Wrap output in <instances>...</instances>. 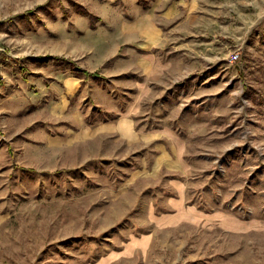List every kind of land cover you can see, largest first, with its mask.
Returning <instances> with one entry per match:
<instances>
[{
    "label": "rangeland",
    "instance_id": "1",
    "mask_svg": "<svg viewBox=\"0 0 264 264\" xmlns=\"http://www.w3.org/2000/svg\"><path fill=\"white\" fill-rule=\"evenodd\" d=\"M148 3L0 0V264H264V0H183L170 20L157 16L164 41L151 49L152 89L134 120L177 136L183 174L147 170L154 141H77L71 113L51 111L73 73L65 57L93 55L100 38L112 45ZM85 86L73 103L92 125ZM174 176L187 203L228 212L236 230L154 226L148 205L168 209ZM149 233L148 247L120 251Z\"/></svg>",
    "mask_w": 264,
    "mask_h": 264
},
{
    "label": "crops",
    "instance_id": "2",
    "mask_svg": "<svg viewBox=\"0 0 264 264\" xmlns=\"http://www.w3.org/2000/svg\"><path fill=\"white\" fill-rule=\"evenodd\" d=\"M182 1L150 0L144 9L133 15L134 17L122 22L112 45L100 38L104 43L103 48L99 49L101 45L98 47L96 44L93 55L89 56L78 50L75 59L72 56L65 57V60L72 64L73 73L65 72L62 75L63 91L57 98L52 96L53 99H49L48 104L52 113L56 115L71 113L75 119L77 141L85 140L86 136L94 140L112 134L126 139L129 143L140 141L148 144L154 141L158 153L147 170L155 173L164 167L173 172H184L183 146L177 136L169 134L165 129L157 131L136 129L134 120V113L142 109V102L148 98L152 89L149 80L156 57L151 49L164 41V29L157 16L160 15L166 21L170 20V17L179 11ZM122 46L125 51L119 53ZM85 61L93 66L89 68ZM79 68L87 70L91 75L78 74ZM43 69L45 72L48 71L47 67ZM82 80L86 85L84 91L87 89L88 93L91 91L90 95L94 99L92 125H88L87 120L83 119L84 106L73 103V98L79 101L80 95L77 94L82 91ZM85 80L88 83L85 84ZM118 95L120 98H117ZM85 131L88 133L85 134ZM72 132L73 126H70V130L66 133L64 131L65 135L60 137L61 141H65L67 135L71 136ZM166 141L173 142L174 147L168 148ZM177 144L180 147H177ZM169 183L174 193L167 198L168 209L160 208L156 211L153 203L148 205V217L154 226H173L182 222L217 223L232 230L239 226L238 220L226 211L217 208L207 211L187 203L186 185L181 177H170ZM151 235L149 233L132 236L120 251L127 253L148 247ZM120 251L118 253H121Z\"/></svg>",
    "mask_w": 264,
    "mask_h": 264
},
{
    "label": "built area",
    "instance_id": "3",
    "mask_svg": "<svg viewBox=\"0 0 264 264\" xmlns=\"http://www.w3.org/2000/svg\"><path fill=\"white\" fill-rule=\"evenodd\" d=\"M238 58H239V52H234L230 55L228 60L232 63L235 62Z\"/></svg>",
    "mask_w": 264,
    "mask_h": 264
},
{
    "label": "trees",
    "instance_id": "4",
    "mask_svg": "<svg viewBox=\"0 0 264 264\" xmlns=\"http://www.w3.org/2000/svg\"><path fill=\"white\" fill-rule=\"evenodd\" d=\"M86 12V11H85ZM88 12V11H87ZM92 15V14H91ZM56 59H59V57H55ZM77 73L78 74H82V73H84L86 76H89V75H91V73L90 72H88L87 70H81L80 68H79V70L77 71Z\"/></svg>",
    "mask_w": 264,
    "mask_h": 264
}]
</instances>
